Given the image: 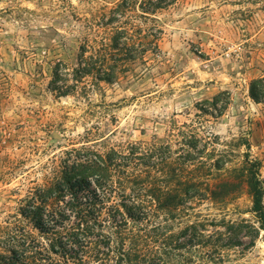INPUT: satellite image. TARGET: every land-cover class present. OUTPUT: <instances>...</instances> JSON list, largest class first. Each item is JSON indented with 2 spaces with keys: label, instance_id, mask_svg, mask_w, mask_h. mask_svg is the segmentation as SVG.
<instances>
[{
  "label": "rangeland",
  "instance_id": "374dc122",
  "mask_svg": "<svg viewBox=\"0 0 264 264\" xmlns=\"http://www.w3.org/2000/svg\"><path fill=\"white\" fill-rule=\"evenodd\" d=\"M116 1L0 0L1 252L11 234L48 246L19 206L35 187L57 179L64 151L83 144L106 151L159 137L177 151L178 131L189 128L199 147L227 152L224 167L247 151L260 161L264 181V0H175L154 15L162 28L157 49L127 62L110 82L76 81L80 45L88 39L96 47L101 14ZM53 83L76 86L61 95ZM250 207L243 188L224 206L205 201L196 211L253 221ZM185 255L183 264H264V231L251 249H225L220 259L199 249Z\"/></svg>",
  "mask_w": 264,
  "mask_h": 264
},
{
  "label": "trees",
  "instance_id": "16d2710c",
  "mask_svg": "<svg viewBox=\"0 0 264 264\" xmlns=\"http://www.w3.org/2000/svg\"><path fill=\"white\" fill-rule=\"evenodd\" d=\"M174 1H116L101 14L103 36L96 47L88 39L80 45L72 68L75 80L91 76L110 82L127 62L157 49L162 28L154 15ZM258 82L250 87L255 101ZM75 86L63 89L53 83L50 88L66 95ZM214 102L212 108L221 115L222 107ZM177 135V151L169 142L159 143V137L106 151L85 144L64 151L57 179L35 187L19 206L20 215L45 236L48 246L27 233L11 234L12 244L0 251V264H183L191 250L212 260L223 257L225 249H251L264 231L260 161L245 151L237 165L224 167L230 160L226 151L217 156L207 143L199 147L189 128ZM240 140L248 148V141ZM243 188L251 199L253 221L196 211L205 201L224 206Z\"/></svg>",
  "mask_w": 264,
  "mask_h": 264
}]
</instances>
